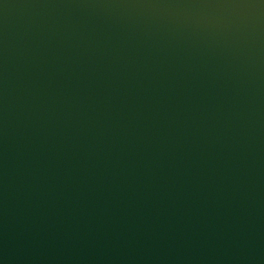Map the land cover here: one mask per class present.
<instances>
[{
    "label": "water",
    "instance_id": "obj_1",
    "mask_svg": "<svg viewBox=\"0 0 264 264\" xmlns=\"http://www.w3.org/2000/svg\"><path fill=\"white\" fill-rule=\"evenodd\" d=\"M0 264H264V0H0Z\"/></svg>",
    "mask_w": 264,
    "mask_h": 264
}]
</instances>
